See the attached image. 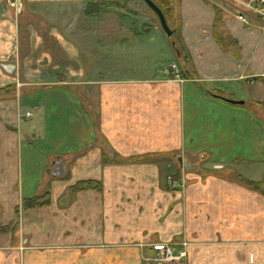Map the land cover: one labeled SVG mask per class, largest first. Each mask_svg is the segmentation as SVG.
Returning <instances> with one entry per match:
<instances>
[{
	"label": "crops",
	"instance_id": "crops-1",
	"mask_svg": "<svg viewBox=\"0 0 264 264\" xmlns=\"http://www.w3.org/2000/svg\"><path fill=\"white\" fill-rule=\"evenodd\" d=\"M112 1L0 0V219L18 208L24 235L0 264H152L173 243L182 264H264V21L171 0L190 76L167 77L138 65L137 0Z\"/></svg>",
	"mask_w": 264,
	"mask_h": 264
},
{
	"label": "rangeland",
	"instance_id": "rangeland-1",
	"mask_svg": "<svg viewBox=\"0 0 264 264\" xmlns=\"http://www.w3.org/2000/svg\"><path fill=\"white\" fill-rule=\"evenodd\" d=\"M136 4H137V7H133V8L138 9V10L135 11L133 9L132 11L133 13H131L130 11L129 13L128 12L126 13L128 15L132 14L133 17L136 15L139 18L138 19V31H137L138 35L143 36L142 37L143 40L149 41V48L151 49L150 50L151 55L149 54V56L144 57L142 56V54H139L138 65L139 64L144 65L146 63H148L149 67H152V65L155 67V65H157L156 67L160 69L161 73H163L162 75L168 77L172 74V71H173V69L171 68L172 65H176L172 63L176 61L175 56L173 55V52H172L173 42L175 43V47L177 46L176 38H174L173 36L167 37L164 34V32L162 31L160 27L157 17L142 0H137ZM106 14L109 15L110 12H107ZM113 14L114 13L111 12L110 16ZM122 15H124L123 18H125V13ZM148 16H151V17L153 16L154 23L151 22V19H149ZM154 24L157 25L156 28H154L155 26ZM170 28L173 29L172 25H170ZM28 199H31V198H28ZM49 200H50L49 189H45L42 195L40 194L38 196V200L36 201L37 203H35V205L24 208L25 210H27L26 216H29L30 214L28 213L30 212L29 210H32L36 207L37 208L46 207L49 204L48 203ZM19 226H20V215H19V209L16 208L12 219H9L4 222L0 219V244H9L11 245L10 246L11 248H14L20 245L21 244L20 237H22L23 234L22 232H20L21 230H19ZM182 260L175 264H180Z\"/></svg>",
	"mask_w": 264,
	"mask_h": 264
},
{
	"label": "built area",
	"instance_id": "built-area-1",
	"mask_svg": "<svg viewBox=\"0 0 264 264\" xmlns=\"http://www.w3.org/2000/svg\"><path fill=\"white\" fill-rule=\"evenodd\" d=\"M252 14L256 18L264 21V0H249L240 3L238 19L246 21V15ZM174 71L175 77H179V70L176 65L171 67ZM30 113H26L29 116ZM170 179V178H169ZM157 250L153 258H146L148 263L153 264H175L186 256V252L180 249L178 243L154 245Z\"/></svg>",
	"mask_w": 264,
	"mask_h": 264
},
{
	"label": "water",
	"instance_id": "water-1",
	"mask_svg": "<svg viewBox=\"0 0 264 264\" xmlns=\"http://www.w3.org/2000/svg\"><path fill=\"white\" fill-rule=\"evenodd\" d=\"M142 1L155 14L164 34L167 37H172L175 34V30L171 29L170 26L168 25L167 20L165 18V15H164L163 11L160 9V7L153 0H142ZM9 2L12 6H14L16 4L18 6V8L20 9V6H21L20 0H9ZM2 66L4 69H8V68L13 69V66H11V65H2ZM227 101L232 102V103H237V101H231L228 99H227ZM178 161H179L180 165H183L180 158H178ZM186 168H188L187 165H186ZM63 174H64V172H56L55 173V175H59V176L63 175Z\"/></svg>",
	"mask_w": 264,
	"mask_h": 264
},
{
	"label": "trees",
	"instance_id": "trees-1",
	"mask_svg": "<svg viewBox=\"0 0 264 264\" xmlns=\"http://www.w3.org/2000/svg\"><path fill=\"white\" fill-rule=\"evenodd\" d=\"M159 7L160 9L163 11L164 15H165V18L167 20V17H166V14H165V10H164V7L167 6V5H170L171 3V0H169L168 2L164 3L162 1H156V0H153ZM102 2H113L112 0H102ZM119 2V1H118ZM168 25H169V22L167 21ZM170 26V25H169ZM174 48L176 50V52L178 54L181 53V48H179L178 46L175 47V43H174ZM182 67L180 68V72H179V76L181 78H187L190 76V74L186 71L187 68H186V63H185V58L183 59L182 58ZM86 184H90L89 182L86 183ZM250 187H252L253 189H256V190H259L261 193L263 192L264 194V179L259 182V183H249L248 184ZM78 186H83V184H80ZM38 199H36L35 197L34 198H31V199H25L23 200L22 204H21V208L24 209L28 206H32V205H35V203H37ZM43 204V203H41Z\"/></svg>",
	"mask_w": 264,
	"mask_h": 264
}]
</instances>
